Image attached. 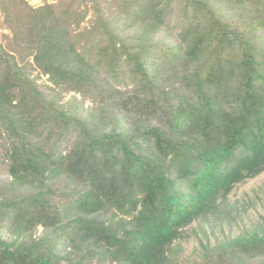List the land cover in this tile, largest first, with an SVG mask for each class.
Listing matches in <instances>:
<instances>
[{
	"label": "trees",
	"instance_id": "16d2710c",
	"mask_svg": "<svg viewBox=\"0 0 264 264\" xmlns=\"http://www.w3.org/2000/svg\"><path fill=\"white\" fill-rule=\"evenodd\" d=\"M0 16V264H264V0Z\"/></svg>",
	"mask_w": 264,
	"mask_h": 264
},
{
	"label": "rangeland",
	"instance_id": "374dc122",
	"mask_svg": "<svg viewBox=\"0 0 264 264\" xmlns=\"http://www.w3.org/2000/svg\"><path fill=\"white\" fill-rule=\"evenodd\" d=\"M28 1L31 3V5L37 6V5H41L44 3L53 2L56 0H28ZM4 33H7V31H2L0 27V37ZM34 75H36V72L34 73ZM46 80H47V76H41L38 83L42 84ZM70 96L72 95L68 94L67 97L65 98L68 99ZM263 193H264V173H262L261 175L257 176L256 178L252 180L247 181L244 185H241L235 188L233 193L231 194V199L239 200V201H241L242 199H246L247 201L250 200L253 203H255L253 199L255 196H258V203H255L254 205L256 206L258 213L260 215H264V201H262ZM247 196L249 198H247ZM41 232L42 230L39 229L38 233H41ZM235 232H236L235 227L229 226L225 228H217L214 231L213 235H214V238H217V237H221V236L228 235V234H235ZM192 245H193V241H190V243L185 245V248L186 247L192 248Z\"/></svg>",
	"mask_w": 264,
	"mask_h": 264
}]
</instances>
